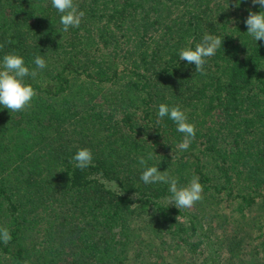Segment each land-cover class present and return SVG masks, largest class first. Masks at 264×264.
<instances>
[{
  "label": "trees",
  "instance_id": "16d2710c",
  "mask_svg": "<svg viewBox=\"0 0 264 264\" xmlns=\"http://www.w3.org/2000/svg\"><path fill=\"white\" fill-rule=\"evenodd\" d=\"M73 3L85 16L64 31L51 0H0V57L16 52L30 71L35 55L47 62L25 78L30 103L0 109V227L12 237L0 243V264H124L131 251V264H146L169 241L217 264L210 225L264 207V41L255 44L244 23L259 5ZM204 33L222 45L198 72L178 50ZM162 102L194 125L187 148L175 124L156 116ZM81 147L93 152L83 170L72 160ZM141 157L180 185L198 177L193 212L168 204L167 184L139 179ZM254 220L264 264V213Z\"/></svg>",
  "mask_w": 264,
  "mask_h": 264
},
{
  "label": "clouds",
  "instance_id": "9594fccd",
  "mask_svg": "<svg viewBox=\"0 0 264 264\" xmlns=\"http://www.w3.org/2000/svg\"><path fill=\"white\" fill-rule=\"evenodd\" d=\"M251 2L259 5L260 10L249 11L244 23L247 28L246 33L256 44L258 40L264 41V0H251ZM241 3L242 0H235L234 6L239 7ZM51 5L60 13V24L64 31L70 27H78L85 16V12L78 9L73 0H51ZM221 45L222 39L219 36L204 33L194 46H184L178 50L179 60L194 64L195 70L202 72L207 58L215 55ZM32 64L35 67L30 71L24 57L16 52L6 53L0 57V109L19 111L30 103L35 90L25 78L35 77L37 70L45 69L46 58L43 55H35ZM156 116L158 119L167 117L175 124L176 131L184 134L179 147L187 148L190 139L195 135V130L181 107L162 102L157 106ZM72 160L75 162V167L83 170L92 163L93 152L90 148L81 147L73 154ZM139 162L143 165L139 179L145 185L157 183L168 185L169 195L165 197L168 204L174 203L179 209L189 208L202 199L203 186L198 177H193L187 184L180 185L176 177L159 170L158 164H150L144 157H141ZM11 239L9 230L6 227H0V243L7 244Z\"/></svg>",
  "mask_w": 264,
  "mask_h": 264
},
{
  "label": "rangeland",
  "instance_id": "374dc122",
  "mask_svg": "<svg viewBox=\"0 0 264 264\" xmlns=\"http://www.w3.org/2000/svg\"><path fill=\"white\" fill-rule=\"evenodd\" d=\"M197 202V201H196ZM195 202V203H196ZM193 205L186 208L188 211L193 212ZM264 213V207L260 205L253 206L246 212V217L242 221L233 223V216L229 214V218L226 222H219L215 220V223L210 225V233L212 235L213 248L217 251V264H263L261 259L257 256L254 248V219L255 216ZM205 223L211 220L202 217ZM203 223V224H205ZM221 223V225H220ZM212 227V228H211ZM144 235L147 236L150 230L144 229ZM169 240V238H167ZM173 242L166 243L167 249L157 258L146 262V264H208L198 263L197 257L191 255V253L181 249L180 247L172 248ZM220 245V246H219ZM219 246V247H218ZM124 264H131L134 262L132 251ZM194 257V258H193Z\"/></svg>",
  "mask_w": 264,
  "mask_h": 264
}]
</instances>
